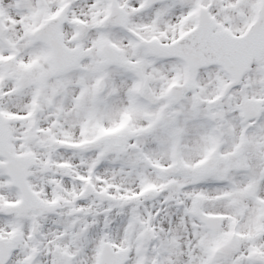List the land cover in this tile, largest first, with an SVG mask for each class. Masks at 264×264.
Masks as SVG:
<instances>
[{
  "label": "snow or ice",
  "instance_id": "obj_1",
  "mask_svg": "<svg viewBox=\"0 0 264 264\" xmlns=\"http://www.w3.org/2000/svg\"><path fill=\"white\" fill-rule=\"evenodd\" d=\"M0 264H264V0H0Z\"/></svg>",
  "mask_w": 264,
  "mask_h": 264
}]
</instances>
